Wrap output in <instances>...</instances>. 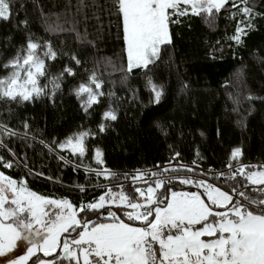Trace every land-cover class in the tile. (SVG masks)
<instances>
[{"label": "trees", "instance_id": "16d2710c", "mask_svg": "<svg viewBox=\"0 0 264 264\" xmlns=\"http://www.w3.org/2000/svg\"><path fill=\"white\" fill-rule=\"evenodd\" d=\"M247 6L252 9L251 27L245 29L239 44L230 37L237 21L244 25L249 21L231 4L214 19L203 14L179 17L180 23L169 25L171 43L161 46L159 58L147 69L135 68L129 73L121 18L115 14L113 0H13L10 19L0 20V77L10 71L3 65L25 49L30 39L50 42L58 54L55 60L46 61L49 76L40 79L42 87L65 66L72 67L75 75L65 74L51 99L49 85L48 94L31 102L0 101V122L20 134L4 137L7 147L0 148V157L13 167L0 164V172L25 180L28 189L39 195L67 199L76 207L98 199L106 191L99 185L116 184L117 189L123 185L130 192L131 180L125 174L158 171L157 165L164 167L170 161L195 171L169 172V176L205 180L229 194L238 186L239 191L260 197L252 186L241 187L246 182L238 174L235 180L227 178V164L235 148L241 149L240 163L264 165V0H249ZM233 12L237 13L235 19ZM93 72L103 82L104 95L85 113L73 89L87 82ZM149 78L162 89L159 102L149 91ZM109 108L117 119L103 121L105 131L101 132L102 115ZM25 121L28 136L21 138ZM82 131L91 133L85 140V157L57 147ZM96 149L101 150L104 166L115 177L105 179L86 171L101 167L95 163ZM176 153L179 156L173 160ZM218 173L225 176L217 179ZM167 188L203 192L177 180ZM234 199L242 197L234 195ZM107 211L80 216L108 223Z\"/></svg>", "mask_w": 264, "mask_h": 264}, {"label": "snow or ice", "instance_id": "6c2138e0", "mask_svg": "<svg viewBox=\"0 0 264 264\" xmlns=\"http://www.w3.org/2000/svg\"><path fill=\"white\" fill-rule=\"evenodd\" d=\"M248 2L113 0L115 14L121 18L127 71L147 69L159 58L161 46L171 43L169 25L180 23L179 17L203 14L206 19H214L229 4L233 9H239L249 21L247 25L242 20L237 21L235 34L230 37L239 44L241 37L246 35L245 29L251 27L252 9L247 6ZM12 3L13 0H0V20L10 19ZM236 15L233 12L232 18ZM57 55L50 42L41 44L30 39L25 49L3 65L10 71L0 77V101L31 102L48 94L49 85V98H53L60 90L64 75H75L72 67L65 66L59 75L53 76L43 87L40 85V79L49 76L46 61L55 60ZM71 59L80 64L75 56ZM102 83L93 72L87 82L73 89L85 113L104 95ZM147 85L155 101L159 102L162 89L151 78ZM116 119L115 111L109 108L102 115L99 130L105 131L103 121ZM23 127L26 131L21 138H27L29 124L25 121ZM90 135L89 131L76 133L57 143V147L83 158L87 153L85 140ZM19 136L16 130L0 122V148L7 147L4 137ZM241 155L240 148L231 151L227 178L235 180L238 174L246 182L241 187L255 186L252 191L259 192L260 197L239 191L238 186H233L232 194H229L205 180L169 176V172L195 171L187 165L177 167L170 161L165 167L157 165L158 171L138 170L130 177L125 174V179L131 180L130 192H126L123 185L119 192L99 185L106 191L98 199L76 207L67 199L39 195L28 189L25 180L17 181L0 172V257H8L19 246L18 242H23L26 253L9 258L4 264H29L34 257L33 264H264V187H261L264 186V165H244L240 163ZM178 156L176 153L173 160ZM95 163L101 167H89L86 171L105 179L117 175L104 166L100 149L95 151ZM0 164L4 168L13 167L3 157H0ZM224 176V173H218L215 178ZM173 180L201 188L203 192L172 191L167 185ZM162 189L170 192V197ZM79 190L83 192L85 188ZM205 195L207 202L202 199ZM234 195L242 200L234 199ZM113 206L123 211L127 221L139 222V225L125 222L111 211ZM104 209H108V223L80 216V213H97ZM41 253L45 258H53H41Z\"/></svg>", "mask_w": 264, "mask_h": 264}, {"label": "rangeland", "instance_id": "374dc122", "mask_svg": "<svg viewBox=\"0 0 264 264\" xmlns=\"http://www.w3.org/2000/svg\"><path fill=\"white\" fill-rule=\"evenodd\" d=\"M94 87V86H93ZM64 151H68L67 149L66 150H64ZM70 154H71V152L70 151H68ZM94 158H95V155H94ZM166 166H168V164L166 165ZM261 166V165H260ZM165 167V166H164ZM234 169H235V162H234ZM233 169V170H234ZM136 172H134L132 175H134ZM131 175V176H132ZM103 177V176H102ZM145 179H147V177H145ZM137 186H140V187H146V185H143V184H138ZM108 187H111L112 189H113V191H115V192H119L120 191V186L118 187V189H117V185L116 184H108ZM252 187H255V186H252ZM261 187H264V186H261ZM197 188V187H196ZM197 189H199V190H202L203 191V189H201V188H197ZM173 191V190H172ZM169 197H170V192H169ZM203 199V198H202ZM205 200H206V202H207V196L205 195ZM112 209L113 208H116V207H111ZM130 210V209H129ZM113 212H116V214H118L119 213V215L120 214H122V215H120V218L122 217V218H124V219H126V217H124V215H123V211L121 210V209H118V208H116V211H115V209H113ZM132 222V221H131ZM132 223H136L137 225H139V222H132ZM204 239H208V238H204ZM18 247L12 252V253H10L9 254V256L8 257H0V264H4V262H6L9 258H12V257H19V256H21V255H24L25 253H26V244L25 243H23V242H18ZM42 254V253H41ZM43 255V254H42Z\"/></svg>", "mask_w": 264, "mask_h": 264}, {"label": "built area", "instance_id": "2783aa9c", "mask_svg": "<svg viewBox=\"0 0 264 264\" xmlns=\"http://www.w3.org/2000/svg\"><path fill=\"white\" fill-rule=\"evenodd\" d=\"M169 164V163H168ZM228 169V168H227ZM208 172H210V173H217L216 171H210V170H207Z\"/></svg>", "mask_w": 264, "mask_h": 264}, {"label": "crops", "instance_id": "0c3cea01", "mask_svg": "<svg viewBox=\"0 0 264 264\" xmlns=\"http://www.w3.org/2000/svg\"><path fill=\"white\" fill-rule=\"evenodd\" d=\"M156 247H157V249H158V245H157Z\"/></svg>", "mask_w": 264, "mask_h": 264}]
</instances>
